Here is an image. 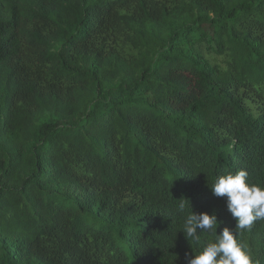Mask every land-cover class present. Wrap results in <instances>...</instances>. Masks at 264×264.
<instances>
[{
    "label": "trees",
    "instance_id": "trees-1",
    "mask_svg": "<svg viewBox=\"0 0 264 264\" xmlns=\"http://www.w3.org/2000/svg\"><path fill=\"white\" fill-rule=\"evenodd\" d=\"M239 170L264 187V0H0V264H187L191 211L264 264L211 190Z\"/></svg>",
    "mask_w": 264,
    "mask_h": 264
},
{
    "label": "clouds",
    "instance_id": "clouds-1",
    "mask_svg": "<svg viewBox=\"0 0 264 264\" xmlns=\"http://www.w3.org/2000/svg\"><path fill=\"white\" fill-rule=\"evenodd\" d=\"M217 197H226L227 209L235 220V229H250L253 222L264 219V187L248 182V173L239 170L218 177L211 186ZM186 199L181 200L179 209L186 207ZM219 221L215 213H195L191 211L184 218L182 231L186 237L199 242L200 232H214L215 240L208 242L203 250L187 259V264H252L245 246L240 243L234 231L228 227L217 234ZM186 258L188 254H185Z\"/></svg>",
    "mask_w": 264,
    "mask_h": 264
}]
</instances>
